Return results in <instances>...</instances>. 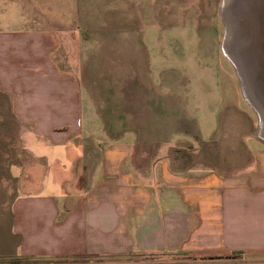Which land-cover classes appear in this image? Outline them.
I'll return each mask as SVG.
<instances>
[{
  "label": "crops",
  "instance_id": "obj_1",
  "mask_svg": "<svg viewBox=\"0 0 264 264\" xmlns=\"http://www.w3.org/2000/svg\"><path fill=\"white\" fill-rule=\"evenodd\" d=\"M1 37L0 101L10 107L18 136L27 138L21 170L15 166L9 187L8 180L0 184L6 187L0 205L8 198L21 258L28 264H170L167 255L184 264H264V142L255 141L260 146L249 160L231 159L229 167L249 166L235 174L219 165L185 168L171 150L158 148L166 141L152 155L133 131L102 143L84 127L77 77L47 64L42 72L48 70L54 89L42 92L37 77H20V62L9 58L56 36ZM125 134L132 143L122 141Z\"/></svg>",
  "mask_w": 264,
  "mask_h": 264
},
{
  "label": "rangeland",
  "instance_id": "obj_2",
  "mask_svg": "<svg viewBox=\"0 0 264 264\" xmlns=\"http://www.w3.org/2000/svg\"><path fill=\"white\" fill-rule=\"evenodd\" d=\"M226 1L0 0V45L1 35H55L58 40L43 42L39 49L17 45L16 56L9 58L20 62V77H37L42 92L54 84L48 70L43 75L47 64L56 63L60 72L77 77L84 127L102 143L133 131L152 155L166 141L158 148L171 150L185 168L219 165L235 174L249 166L229 167L231 159L249 160L251 150L260 146L255 141L264 138L259 113L244 96L236 66L223 51ZM28 2L33 8L25 6ZM227 22L231 38L234 30ZM9 108L0 105V184L8 180L7 187L15 166L21 170L28 157L23 146L27 138L18 136ZM133 139L122 137L124 142ZM0 188L6 194V187ZM7 199L0 205V264H28L16 252L20 239L13 234ZM166 256L170 264H184Z\"/></svg>",
  "mask_w": 264,
  "mask_h": 264
},
{
  "label": "bare ground",
  "instance_id": "obj_3",
  "mask_svg": "<svg viewBox=\"0 0 264 264\" xmlns=\"http://www.w3.org/2000/svg\"><path fill=\"white\" fill-rule=\"evenodd\" d=\"M228 1V0H227ZM227 1L224 3L222 8V18L225 23V28L227 31L226 38L223 44V51L225 55L230 59V61L236 66L238 76L240 78L242 87H243V94L250 103L251 107L259 113L260 121H261V133L264 138V97L262 102H260L257 98L254 99L253 95V89L252 82L258 83L263 85L264 83V71L261 65V62L263 59L260 58V51L263 49L255 50L254 54V63L252 66V70L254 72V75L257 76V78L252 77L251 70L249 67H247V71L244 67L245 59L243 58V55L241 51L239 50V53L235 55L233 51L235 50V47L239 48V43H244V40H249L250 46H256L258 43L260 45L264 46V39L261 37H258L256 34L255 28H257V24L259 27H263L264 29V0H236L234 1L235 5L230 7L228 9L227 7ZM25 6H27V3H24ZM32 14V13H31ZM227 19L231 20L232 22V28L236 31L237 36L230 38L229 28L228 25L229 22H227ZM235 19L239 20L240 24L242 19H246L247 23L245 25V28L239 31L237 28L241 29L240 24L238 25L235 22ZM251 24V26H250ZM237 27V28H236ZM242 37V40L240 39ZM252 36L254 39H251ZM262 41V42H259ZM231 47V48H230ZM264 48V47H263ZM232 49V51H231ZM236 51V50H235ZM234 51V52H235ZM239 63V64H238ZM245 71L243 70V68ZM250 75V76H249ZM251 78V79H250ZM260 90V89H259ZM261 92H263L261 90ZM263 95V93H261Z\"/></svg>",
  "mask_w": 264,
  "mask_h": 264
},
{
  "label": "water",
  "instance_id": "obj_4",
  "mask_svg": "<svg viewBox=\"0 0 264 264\" xmlns=\"http://www.w3.org/2000/svg\"><path fill=\"white\" fill-rule=\"evenodd\" d=\"M234 1H236V0H228L227 1V7L228 6H230V4H231V6H232V3H233V5L235 4L234 3ZM226 3V2H225ZM235 22H236V24L238 25V23L240 24V22H239V20H237V19H235ZM232 23V22H231ZM246 23H247V21H246V19H242V21H241V24H240V26H241V29L240 28H237V30L239 29V31L240 30H242V28L244 29L245 28V25H246ZM233 25V24H232ZM250 26H251V24H250ZM233 29V28H232ZM234 30V29H233ZM256 34L258 35V37H261V38H263L264 39V29H263V27H259V25L257 24V31H256ZM236 37L237 36V34H236V31L234 30L233 31V35L231 36V38L232 37ZM242 38H244V37H242L241 36V40H242ZM251 39H254V37L252 36V38ZM259 42H262V41H259ZM249 43V44H248ZM248 46H249V48H248ZM264 46L263 45H260L259 43L255 46H250V42H249V40H244V43H239V48H237V47H235L236 48V50H240L241 51V53H242V55H243V58L245 59V61L246 62H244L245 64H244V67H245V69H246V71L248 70L247 69V67H249V69L251 70V73H252V77H253V79L254 78H257V76H255L254 75V72H253V70H252V66H253V63H254V54H255V50H258V49H263L262 51H260L259 53H260V58L261 59H263L262 60V62H261V65H262V68H263V71H264V48H263ZM250 50V51H247V50ZM239 50L237 51L238 53H239ZM239 56V55H238ZM239 64V63H238ZM243 68V67H242ZM245 69L243 68V70L245 71ZM250 76V75H249ZM251 79V78H250ZM252 86L253 87H251L252 89H253V93H255L254 95H253V98L254 99H258L260 102H262V100L261 99H263V97H264V83H263V85H261V84H258V83H255V82H252ZM260 89V90H259ZM261 90L263 91V92H261ZM261 93H263V95H261ZM262 104H263V102H262Z\"/></svg>",
  "mask_w": 264,
  "mask_h": 264
},
{
  "label": "trees",
  "instance_id": "obj_5",
  "mask_svg": "<svg viewBox=\"0 0 264 264\" xmlns=\"http://www.w3.org/2000/svg\"><path fill=\"white\" fill-rule=\"evenodd\" d=\"M236 257H237V255H236V256L234 255V256H232V257H230V258H234V259H235Z\"/></svg>",
  "mask_w": 264,
  "mask_h": 264
},
{
  "label": "flooded vegetation",
  "instance_id": "obj_6",
  "mask_svg": "<svg viewBox=\"0 0 264 264\" xmlns=\"http://www.w3.org/2000/svg\"><path fill=\"white\" fill-rule=\"evenodd\" d=\"M27 4H28V5H30V3H29V2H28ZM28 7H29V6H28ZM30 7H32V5H30ZM32 8H33V7H32Z\"/></svg>",
  "mask_w": 264,
  "mask_h": 264
}]
</instances>
